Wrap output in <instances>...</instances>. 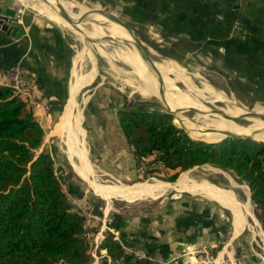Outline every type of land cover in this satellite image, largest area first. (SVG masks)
Masks as SVG:
<instances>
[{"label": "rangeland", "instance_id": "obj_1", "mask_svg": "<svg viewBox=\"0 0 264 264\" xmlns=\"http://www.w3.org/2000/svg\"><path fill=\"white\" fill-rule=\"evenodd\" d=\"M70 1L76 6H82L87 9L84 12L87 17H82L81 22L93 14L99 16L106 20L102 21L101 24L114 30L119 42L121 44L124 41L127 42V44L124 43L123 45L129 47L127 48L128 50L131 49V52L137 54L136 46L126 32L107 24L108 21H112L110 19L114 21L116 19L122 20L143 41L146 50L150 51L154 61H160L162 66L168 69L172 84L171 89L177 100V105L183 115L192 122L205 121L207 124L211 120L222 119L248 127L264 125V93L250 83L237 82L229 75H226L224 66L222 64L218 65L211 55H201L202 53L199 52L201 58H194L190 50L191 46L171 44V42L157 35L146 33L141 25L128 17L125 8L116 4H100L95 0ZM55 3V0H0V13L6 6H14L19 11L24 9L20 12V15L35 16L45 20V22H50L54 27L62 31L67 46L65 60L71 64L72 68V76H69L71 81L70 88H72L75 74L77 75V65L80 64L78 71L82 75L84 72H91L93 65L88 55L80 63L78 51L84 47V41L81 38L84 34L76 29L80 33L78 34L74 30L72 23L65 21L56 8ZM99 11H105L104 13L106 14H101ZM77 16L81 17L79 14ZM103 34L104 38L110 36L106 33ZM93 35L100 38L97 31ZM90 42L93 43L92 41ZM93 44V48L100 55L98 57V67L96 66L97 58L93 53L92 56L95 61L94 74L78 90L75 100L78 106L76 105L72 109V113H75V115L80 113L83 129L86 123L91 121L92 115L95 114L98 120L104 123L107 121V116L109 121L108 128H111L114 134L116 129H118V134L111 141L108 138L106 144L108 146V144L115 141H117L118 145L120 144L119 148L115 149L112 154L101 155L100 158H104L102 166L96 163H93L94 165L90 164L94 170L95 181L106 189L120 185L135 186V184L142 183L153 188V190H128V193L127 191L119 192L117 196L111 198L100 195L89 182L92 180L86 181L93 190L83 180L82 190H69L67 187L69 179L76 180L78 177L72 170L74 165L71 164V167L68 164L65 151L66 144L62 140L64 137H48V133L61 121L64 109L65 107L67 108L71 99L65 103V107H62L59 114L53 115L51 120L46 119V117L40 118L45 129L42 148H46L54 156L56 172L69 201L76 208L82 210L80 204L84 203V201H80V198L83 193L88 198L91 197L96 200L93 203V209L84 207L83 210L87 217L85 226L89 243L88 251L91 258L89 264L96 263L99 259V264H108V261H105L106 258L101 257L103 256L101 251L102 235L99 237L96 232L99 222L97 218L100 217V214L95 213L97 207L98 211H101L100 209L102 207L105 208L106 204L113 209L111 217L117 212L127 216L144 212L148 214V218L157 222V224L165 216L168 219H175L174 224L161 229V235L167 234L168 240L173 238L177 242H185V239L188 240L190 238V232L191 230L194 231L196 223H198V232L204 227V231L202 233L199 232L198 243L186 249V251L192 252V256H198L197 259H192L194 264H205V262L207 264H264V229L259 217L260 211L251 199L249 185L242 181L233 171L212 164L195 166L181 171L175 181H169L166 178L174 174L175 171L156 164L154 155L148 157L135 156V152H132L133 147L131 148L127 143L125 135L121 133V128L119 130L117 111L128 109L129 103L139 109L156 111H167L168 108L170 109V105L162 96L164 94L162 87L156 83L155 87L151 79L145 80L141 75H137L139 71H144L146 68L139 67V64L131 63L126 58L116 57L121 55L115 51H122L118 48V44L108 43L109 49L105 48L102 43L94 42ZM34 109L40 113L38 117H41L43 113L40 109ZM170 110H173L174 113L176 112L172 108ZM73 122L74 116L69 118L68 124L72 125ZM79 130L77 132L78 136L83 138L82 141H84L85 147V140H87V145L91 149L92 134L85 129L84 131ZM185 130L190 136L200 139L193 134L191 135L187 128ZM50 133L49 135H51ZM110 147L112 149L115 148L114 145ZM106 151L107 147L105 146L104 152L106 153ZM76 169L82 176L77 166ZM102 169L107 170L109 174L103 172ZM174 184L178 185L172 187L171 185ZM165 186L167 187L166 189ZM160 187L163 190H160ZM105 191L110 192L113 190ZM227 192L235 194L240 206H242L243 214L246 212L247 204H250L252 209V215L247 216L246 222H248L244 224L243 230L239 233L237 232V218L233 206L225 199L216 198V196ZM100 196L105 200H102ZM173 214L176 217H173ZM206 222H209L207 224L209 227H206ZM157 224L156 226H150V229L158 237L159 228ZM212 236L214 238L210 239ZM149 239L155 241L157 245L158 239H154L152 234L149 235ZM213 246L215 247V256L213 255ZM205 248H208L209 255L203 254Z\"/></svg>", "mask_w": 264, "mask_h": 264}, {"label": "trees", "instance_id": "obj_2", "mask_svg": "<svg viewBox=\"0 0 264 264\" xmlns=\"http://www.w3.org/2000/svg\"><path fill=\"white\" fill-rule=\"evenodd\" d=\"M54 38L65 59L67 46L57 27ZM128 105L118 119L138 157L154 155L156 164L174 170L169 181L205 164L233 171L249 185L264 229V142L194 138L168 111ZM44 137L33 105L0 83V264H89L86 215L69 201L53 155L42 148ZM104 241L112 264H160L127 250L111 231Z\"/></svg>", "mask_w": 264, "mask_h": 264}, {"label": "crops", "instance_id": "obj_3", "mask_svg": "<svg viewBox=\"0 0 264 264\" xmlns=\"http://www.w3.org/2000/svg\"><path fill=\"white\" fill-rule=\"evenodd\" d=\"M95 1L100 4L112 3L125 8L128 17L141 25L146 33L157 35L171 42V44L191 46L190 50L194 58H201L199 52L202 53H200L201 55H211L218 65L222 64L224 66L226 75L237 82L253 84L264 93V0ZM23 24L26 34L20 39L7 36L5 32L0 30V68L16 66L25 70L31 81V90L34 97L49 105V110L43 113L41 117L39 116V120L42 117L51 120L53 115L59 114L62 107H65V103L72 98L69 78V76H72L71 64L60 58L54 38L55 27L50 22L26 14L23 18ZM36 113L40 115L38 111ZM106 118L107 121L104 123L99 121L94 114L91 121L86 123L84 127L88 133L92 134L91 149L87 145V140H85V147L84 141H82L83 138L78 136L79 146L85 151L86 158L91 165L96 163L102 166L104 158L101 159V155L112 154L120 146L115 140L114 143L108 144L109 147L107 146L108 138H110V141L113 140L114 136L116 137V134H118V129L114 134L113 130L108 128L109 121L107 116ZM81 119L80 115L82 130ZM118 125L120 130V124ZM49 133L48 137L57 136L62 138V136L49 135ZM126 141L128 140L126 139ZM64 142L68 164L71 167V164L74 165L72 170L78 177L76 180L69 179L67 187L69 190H82V180L88 185L89 183L84 178L83 171L77 165L79 164L77 157L69 154V146L65 138ZM127 143L132 148L130 143ZM113 145L115 146L114 149L110 147ZM105 146L107 147L106 153L104 152ZM132 152L134 153L133 148ZM134 155L136 156L135 153ZM76 166L84 179L77 171ZM103 172H107V170L104 169ZM107 174L109 173L107 172ZM89 187L91 188L90 185ZM100 198L105 200L101 196ZM80 201H84L80 204L84 213V207L93 209V203L96 200L91 197L88 198L83 193ZM111 209V206L106 204L105 208L100 209L101 211H98V207L95 211V213L100 214V217L97 218L99 222L96 232L99 237L102 235V244L105 242L107 232L111 231L127 250L141 257L146 255L152 257L160 264H194L192 259L198 258V256H192V252L186 251V249L198 243L199 232L204 231L203 227L201 230L199 228L200 231L198 232V223L195 224L194 231L191 230L190 232V240L185 239V242H177L173 238L168 240L167 234L161 235V229L174 224L175 219H168L165 216L157 224V222L148 218V214L144 212L131 216L117 212L111 217L113 213V209ZM172 216L176 217L175 214ZM156 224L159 228L158 237L150 229V226H156ZM207 224L209 222H206ZM206 227H209V225ZM150 234L153 235L154 239H158L157 245L155 241L149 239ZM213 238L214 236L210 239ZM213 248L215 247L213 246ZM103 250L105 248L101 245V251L103 252ZM101 257L104 258L105 256ZM99 261L100 259L92 264H99ZM205 264L207 263L205 262Z\"/></svg>", "mask_w": 264, "mask_h": 264}, {"label": "bare ground", "instance_id": "obj_4", "mask_svg": "<svg viewBox=\"0 0 264 264\" xmlns=\"http://www.w3.org/2000/svg\"><path fill=\"white\" fill-rule=\"evenodd\" d=\"M62 4L68 10V12H70V14L72 16H74V18H76L78 21L81 22L82 17H87L86 14L84 13L87 10L85 7L76 6L70 0H62ZM52 10H53V8H52ZM74 13H76V14H74ZM78 14L81 17H78L77 16ZM62 16L65 19V21L67 20L68 23L69 22L72 23L70 19L66 18L64 15H62ZM84 19H86V18H84ZM109 19H110V17H109ZM110 20H112V21L107 22L108 26L117 27V28L123 30L124 32H126V34L130 38L132 43L137 48H139L141 46L140 42L136 38H134V36L132 34H130V32H128V30H126V28H124L121 24L114 21L113 19H110ZM102 21H106V20H103L99 16L93 14L91 17H88L85 21L78 24V26L85 29L86 33H87V34H85L82 32V34H84V36H82L81 38L84 41V45H83L84 47L78 51V53L80 55V60H81L80 63L83 62L85 57L88 55L92 60L93 68H92L91 72L90 71L84 72V74L82 75V73L78 71V67L80 66V64L77 65V68H76L77 69V75L75 74L74 85L71 88V92H72L71 101L68 104L67 108L65 109L64 115L62 116L61 121H59V123L55 126L53 131L50 133L51 135H58V136H62L65 138L66 143L69 146V151H70L69 154L73 157H77V159L79 161V164H77V165L83 171L84 178L86 180H92L89 182L91 183L92 187L100 193V195L103 194L105 197L109 196L112 198L113 196H117L119 194V192L127 191V193H128L129 192L128 190H149V191H151V190H153V188L146 186V185H143L142 183L137 184V185L135 184V186L120 185L118 187L110 188V189L103 188L102 186H100L98 184L97 181H95V178H93L94 170L92 169V167L90 165V161L86 158L85 151L79 146L78 133L77 132H78V129L81 130L80 115L79 114L75 115V113L73 114L72 109H74L77 105L76 104L77 102L75 100H76V94H77L78 90L82 87V85L84 83H86L88 81V78H91V76L94 74V71H95L94 70L95 61H94V58L92 56L94 53L92 51L94 44L90 42V41H92L90 38L99 39L98 37L93 35V34H95L96 31H97L98 35L100 36V38H102L100 41H98V43H102L105 48L109 49L108 45H107L108 43L118 44L117 45L118 48L122 51H115L114 50L117 54L121 55V56H116V57L126 58L131 63H136L137 65L139 64L138 65L139 67L142 66V67L146 68V70L144 69V71H139L137 73V75H141L145 80L151 79L154 82V84L156 83L158 86L163 88L162 91L164 94L162 96L164 97V99L166 100L168 105H170V109L172 108L176 111L175 114L177 116V122L179 124L183 125L185 128H187L191 132V135L193 134L194 136L199 137V138H203L207 141H216V140L223 138L227 133H234V134H238V135H251L256 139L264 140V125L256 126V127H248V126H244V125H240V124L231 123V122H228V121H225L222 119L211 120V121L207 122V124L205 121L192 122L191 120H189L186 116L183 115V113L180 111L179 106L177 105L178 104L177 100H176L175 95L171 89L172 84H171V78H170V74L168 72V69L165 66H162L160 61H156V62L154 61V64H150V62L146 58H143L140 54H138V52H137V54L134 52H131V49L130 50L127 49L129 47H125L123 45L124 43L121 44L119 42V40L118 41L114 40V39H119V38L116 36V34H114V30H112L110 27L103 26L101 24ZM72 26L74 27V30L78 34H80L76 30L77 28L73 25V23H72ZM103 33L109 34L111 36V39L104 38ZM112 38H114V39H112ZM154 67L161 69L159 71V73L155 71ZM80 70H81V68H80ZM161 72L163 73V75ZM156 84L154 85L155 87H156ZM234 112H236V111H234ZM72 116H74V122L69 127L68 120ZM64 138H63V140H64ZM177 185L174 184L171 186L176 187ZM166 188L167 187L165 186V189ZM159 189L163 190L162 187H160ZM105 190H113V191L107 192ZM218 198L225 199L228 203H230L233 206L234 213H235L236 218H237V224H236L237 232L239 233L241 230H243L242 228H243L244 224L248 222V221L246 222V220L248 219L247 216L252 215V209L250 207V204H247L246 212L243 214V209L241 208L242 206H240V204L237 200V197L235 196V194L233 192H227V193L218 195ZM220 256H221V254H220Z\"/></svg>", "mask_w": 264, "mask_h": 264}, {"label": "water", "instance_id": "obj_5", "mask_svg": "<svg viewBox=\"0 0 264 264\" xmlns=\"http://www.w3.org/2000/svg\"><path fill=\"white\" fill-rule=\"evenodd\" d=\"M55 1H56L55 6L58 9V11L62 15H64L66 18L70 19L71 22L73 23V25L78 29V31L87 34L85 29H83L82 27L78 26V24H80L82 22L78 21L76 18H74V16H72L70 14V12H68V10L62 4V0H55ZM20 12H21V10L19 11L14 6H6L5 9L0 13V30L5 32L7 34V36H10V37L16 38V39H20L21 37H23L26 34V30H25V27H24V24H23L24 15H20ZM104 12L105 11H99V13L105 15L106 13H104ZM116 22H118L124 28H126V30H128V32H130V34H132L134 36V38H136L140 42L141 46L139 48L136 47V51L138 52V54H140L143 58H146L150 62V64H154V59L152 58V55H151L150 51L148 49L146 50L143 41L141 39H139L132 32V30L129 29L126 26V24L122 20L116 19ZM107 37L111 38V36H107ZM90 39L92 40L93 43L94 42L96 43V41L98 42L102 38H99V39L90 38ZM112 39H114V38H112ZM114 40L118 41V39H114ZM124 43L127 44V42H125V41H124ZM92 51L94 52V54H95V56L97 58L96 66L98 67V57L100 55L98 54V52L96 51L95 48H93ZM154 68H155V71L159 73V69L157 67H154ZM167 111L173 115L174 122L176 124H178L180 127L185 129V127L183 125H181V124H179L177 122L176 114L172 110H170L169 108L167 109ZM230 136L231 137H239V138H243V137L254 138L251 135H238V134H234V133H227L223 138H221L219 140H216V141H220V140H222L224 138H227V137H230ZM200 139H203V138H200ZM254 139H256V138H254ZM256 140L264 142V140H260V139H256Z\"/></svg>", "mask_w": 264, "mask_h": 264}, {"label": "built area", "instance_id": "obj_6", "mask_svg": "<svg viewBox=\"0 0 264 264\" xmlns=\"http://www.w3.org/2000/svg\"><path fill=\"white\" fill-rule=\"evenodd\" d=\"M0 83L10 86L16 95L28 100L34 108L40 109L42 113H46L49 110L48 104L42 103L41 100L34 97L31 90V81L23 68L16 66L0 68ZM203 253L209 255L208 248H205ZM103 256L106 257L108 264H112V258L107 254L106 250H103ZM150 258L152 259V257Z\"/></svg>", "mask_w": 264, "mask_h": 264}]
</instances>
